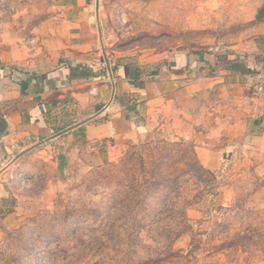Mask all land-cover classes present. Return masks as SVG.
I'll return each mask as SVG.
<instances>
[{"label": "rangeland", "instance_id": "374dc122", "mask_svg": "<svg viewBox=\"0 0 264 264\" xmlns=\"http://www.w3.org/2000/svg\"><path fill=\"white\" fill-rule=\"evenodd\" d=\"M261 1L100 0L104 45L137 60L173 49L224 53L250 38ZM193 103L180 110L195 114L196 131L210 118L226 127L245 118L235 100ZM200 134L169 131L67 167L49 156L4 174L0 264H264V152L236 143L237 132ZM224 134L233 144L209 168L198 146L217 150Z\"/></svg>", "mask_w": 264, "mask_h": 264}, {"label": "crops", "instance_id": "0c3cea01", "mask_svg": "<svg viewBox=\"0 0 264 264\" xmlns=\"http://www.w3.org/2000/svg\"><path fill=\"white\" fill-rule=\"evenodd\" d=\"M100 9L97 0H0V115L10 126L0 141V180L39 158L52 156L63 168L76 157H101L106 145L169 131L196 141L199 133L216 139L211 133L237 132L236 143L264 152V91L251 76L264 66V0L254 9L250 38L224 53L173 49L139 60L110 55ZM216 97L235 100V113L245 118L225 121L229 127L210 118L204 132L193 130L195 114L181 104ZM222 139L218 151L198 146L209 168L234 141Z\"/></svg>", "mask_w": 264, "mask_h": 264}, {"label": "water", "instance_id": "95a60500", "mask_svg": "<svg viewBox=\"0 0 264 264\" xmlns=\"http://www.w3.org/2000/svg\"><path fill=\"white\" fill-rule=\"evenodd\" d=\"M99 7H100V0H97V11H98V14H99ZM100 29H101V28H100ZM103 51H104V53H106L105 48H104V45H103ZM105 62H106V64L108 65V67L110 68V67H111V63H110V61L108 60L107 57H105ZM110 71H111V69H110ZM110 73H111V72H110ZM72 128H73V127H70V128H68V129H66V130H64V131H61V132L58 133V134L61 135V134L65 133L66 131H68V130H70V129H72ZM9 130H10V126H9V122H8V120H7L5 117H3V116L0 115V141H1V140H2V139L8 134ZM41 144H43V143H38V144H36V145H34V146H32V147H29V148L24 149L21 153H19V154L14 158V161H17V160H18L20 157H22L25 153L31 151L32 149H34L35 147H37V146H39V145H41Z\"/></svg>", "mask_w": 264, "mask_h": 264}, {"label": "built area", "instance_id": "2783aa9c", "mask_svg": "<svg viewBox=\"0 0 264 264\" xmlns=\"http://www.w3.org/2000/svg\"><path fill=\"white\" fill-rule=\"evenodd\" d=\"M252 78L255 80V82L258 84V90L264 91V66L256 69L254 72L251 73ZM31 137H28L27 139H24L21 142V147H27L31 142Z\"/></svg>", "mask_w": 264, "mask_h": 264}]
</instances>
